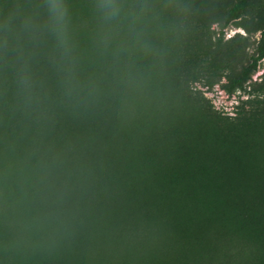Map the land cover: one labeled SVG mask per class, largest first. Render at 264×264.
Listing matches in <instances>:
<instances>
[{"label":"rangeland","instance_id":"1","mask_svg":"<svg viewBox=\"0 0 264 264\" xmlns=\"http://www.w3.org/2000/svg\"><path fill=\"white\" fill-rule=\"evenodd\" d=\"M260 71L264 0H0V264H264Z\"/></svg>","mask_w":264,"mask_h":264},{"label":"trees","instance_id":"2","mask_svg":"<svg viewBox=\"0 0 264 264\" xmlns=\"http://www.w3.org/2000/svg\"><path fill=\"white\" fill-rule=\"evenodd\" d=\"M234 8H237V6H234ZM248 68H246L243 72H242V75L239 77V78H237V79H235V80H233L232 82H231V84H230V88H231V90L232 89H234V88H237V87H239V86H241V84H242V82H243V80H245L246 78H247V74H248ZM47 154H45V153H43V152H41V151H38V152H36V156H37V159H38V161L42 164V165H44V164H46L47 162H49V157H51V151L49 150V149H47V152H46ZM57 169V168H56ZM58 170V169H57ZM64 172H66V174H67V172H69V168H66V169H64Z\"/></svg>","mask_w":264,"mask_h":264},{"label":"clouds","instance_id":"3","mask_svg":"<svg viewBox=\"0 0 264 264\" xmlns=\"http://www.w3.org/2000/svg\"><path fill=\"white\" fill-rule=\"evenodd\" d=\"M236 34H242V35H243V33H233L232 35H236ZM227 38H228V39H231L232 36L230 35V36H228ZM258 76H264V71H260V72L258 73ZM253 79H257V77H254ZM236 95H237V96H240L241 99H243V100H245V101H247V100L249 99L248 96H241V94H240L239 92H237ZM227 103L230 104V105H232L233 107H238V106H239V100H236L235 98H233L231 101H227ZM229 114H230V115H234V112H231V113H229Z\"/></svg>","mask_w":264,"mask_h":264}]
</instances>
